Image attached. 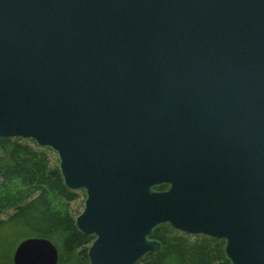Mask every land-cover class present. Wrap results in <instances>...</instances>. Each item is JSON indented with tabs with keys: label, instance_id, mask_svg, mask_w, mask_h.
Returning a JSON list of instances; mask_svg holds the SVG:
<instances>
[{
	"label": "water",
	"instance_id": "95a60500",
	"mask_svg": "<svg viewBox=\"0 0 264 264\" xmlns=\"http://www.w3.org/2000/svg\"><path fill=\"white\" fill-rule=\"evenodd\" d=\"M7 137L84 190L89 264H136L163 224L264 264V0H0ZM11 260L58 251L27 237Z\"/></svg>",
	"mask_w": 264,
	"mask_h": 264
},
{
	"label": "trees",
	"instance_id": "16d2710c",
	"mask_svg": "<svg viewBox=\"0 0 264 264\" xmlns=\"http://www.w3.org/2000/svg\"><path fill=\"white\" fill-rule=\"evenodd\" d=\"M18 184L14 196L0 198V264H13L11 251L27 237H45L55 244L57 264H89L87 250L93 235L82 234L69 203L83 189H68L58 168L56 153L33 140L0 138V189ZM167 188V184L155 187ZM52 196L60 206L54 205ZM152 238L160 249L148 252L136 264H231L224 253L225 240L189 235L169 224L156 228Z\"/></svg>",
	"mask_w": 264,
	"mask_h": 264
},
{
	"label": "rangeland",
	"instance_id": "374dc122",
	"mask_svg": "<svg viewBox=\"0 0 264 264\" xmlns=\"http://www.w3.org/2000/svg\"><path fill=\"white\" fill-rule=\"evenodd\" d=\"M18 190H20V186L18 184H16V183L15 184L14 183L9 184V186L6 189H4V190L0 189V198L1 197L14 196ZM51 199L53 200L54 205L56 204V205L60 206V203L58 204V201L60 199L58 200L57 198H54L53 196ZM83 204H84L83 197L80 196L77 199H75L74 201L69 203V210H71L72 213L78 215L83 208ZM13 250L14 249H12L10 256H12Z\"/></svg>",
	"mask_w": 264,
	"mask_h": 264
}]
</instances>
